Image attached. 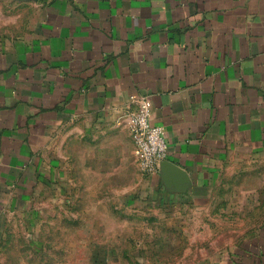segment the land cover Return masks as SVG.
Returning a JSON list of instances; mask_svg holds the SVG:
<instances>
[{"label":"crops","instance_id":"0c3cea01","mask_svg":"<svg viewBox=\"0 0 264 264\" xmlns=\"http://www.w3.org/2000/svg\"><path fill=\"white\" fill-rule=\"evenodd\" d=\"M28 29L0 39V237L44 181L73 121L129 123L147 96L167 161L204 196L264 158V0H36ZM133 160V144L129 129ZM212 264H264V221Z\"/></svg>","mask_w":264,"mask_h":264},{"label":"rangeland","instance_id":"374dc122","mask_svg":"<svg viewBox=\"0 0 264 264\" xmlns=\"http://www.w3.org/2000/svg\"><path fill=\"white\" fill-rule=\"evenodd\" d=\"M33 2L0 0V39L28 29ZM128 124L77 120L57 134L43 183L5 223L0 264H212L260 227L264 158L200 198L170 193L137 168Z\"/></svg>","mask_w":264,"mask_h":264},{"label":"built area","instance_id":"2783aa9c","mask_svg":"<svg viewBox=\"0 0 264 264\" xmlns=\"http://www.w3.org/2000/svg\"><path fill=\"white\" fill-rule=\"evenodd\" d=\"M130 100L136 105L128 124L135 163L145 175L158 173L159 164L167 155L163 129L151 122L152 103L149 97L131 95Z\"/></svg>","mask_w":264,"mask_h":264},{"label":"water","instance_id":"95a60500","mask_svg":"<svg viewBox=\"0 0 264 264\" xmlns=\"http://www.w3.org/2000/svg\"><path fill=\"white\" fill-rule=\"evenodd\" d=\"M159 171L161 172L163 184L166 187L170 188L173 186L176 190H181L185 187V183L187 182L185 174L175 164L167 160H163L159 164Z\"/></svg>","mask_w":264,"mask_h":264}]
</instances>
